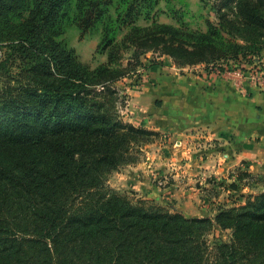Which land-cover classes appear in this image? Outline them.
<instances>
[{"label":"trees","instance_id":"trees-1","mask_svg":"<svg viewBox=\"0 0 264 264\" xmlns=\"http://www.w3.org/2000/svg\"><path fill=\"white\" fill-rule=\"evenodd\" d=\"M159 2L0 0V264H264V191L189 217L109 184L156 135L118 108L115 85L143 56L262 63L264 0L214 1L205 30L158 22ZM70 17L101 28L107 61L93 68L60 39ZM215 226L230 238L211 246Z\"/></svg>","mask_w":264,"mask_h":264},{"label":"rangeland","instance_id":"rangeland-1","mask_svg":"<svg viewBox=\"0 0 264 264\" xmlns=\"http://www.w3.org/2000/svg\"><path fill=\"white\" fill-rule=\"evenodd\" d=\"M214 1L216 0H160L156 7V20L163 23L185 24L193 29L205 30L208 18L217 20ZM140 23L144 24L145 21L141 20ZM64 27V34L60 36V39L75 49L81 61L90 64L93 68L107 61V55L98 51L101 39L100 27L83 33L72 17L65 19ZM1 54L0 48V56ZM262 56L261 64L264 68V53ZM128 58L129 54H126L124 63ZM256 60L259 61V59ZM142 62L143 65L139 66L136 72L116 83L119 93L118 108L124 120L138 127L150 128L156 132V135L151 136L149 142L143 146L137 163L122 166L110 174V186L119 193L129 196L133 201L141 199L154 201L170 209H177L189 217L205 215L214 217L218 208L239 206L245 202L247 196L264 191L263 187L256 185L263 183L264 178L255 180V177L242 176L244 178L240 179L241 172H245L240 169V164L230 167L229 172L226 170L225 176L217 175L216 177L214 172L204 174V172L192 171L194 166L191 155L194 151H198L197 154L202 157L207 155L205 151L217 152L208 157L210 168L204 167L210 170L222 166L225 157L222 155L221 162L217 155L225 149L221 148L215 140L207 141L203 137L205 134L201 132L198 135L196 132L195 137L191 136V113L190 115L182 113L186 111V101L191 102V72L194 74L198 72L199 76L206 73L221 77L217 69H220L221 65L231 67L233 62H230V65L223 62L210 67L203 65L181 68L172 58L160 57L153 52L143 56ZM242 64L241 67L250 68L251 66L244 62ZM159 74L167 76L170 81L168 82L169 94L176 95L178 98L182 96L179 103L181 108L177 111L180 114L170 113L167 116L168 129L166 130L158 129L156 125L144 124L142 120L147 116V110L145 111V108L139 110L138 99L131 103L136 92L144 93L156 89L159 82L154 78ZM222 77L234 80L223 75ZM126 86L132 88L128 89ZM143 96L151 98L150 95ZM151 102L152 100H148L146 106ZM161 104L162 101H159V105ZM129 107L132 108L133 113L127 110ZM193 163L196 166L199 165V161ZM206 237L208 243L213 246L220 241L229 240L230 232L215 226Z\"/></svg>","mask_w":264,"mask_h":264},{"label":"crops","instance_id":"crops-1","mask_svg":"<svg viewBox=\"0 0 264 264\" xmlns=\"http://www.w3.org/2000/svg\"><path fill=\"white\" fill-rule=\"evenodd\" d=\"M201 66L203 64L195 67ZM262 66L263 64H260L258 67L263 68ZM197 73L191 72V102L186 101L187 108L182 113L189 115L191 113V136L195 137L196 132L197 135L201 132L205 134L203 137L207 141H217L219 146L225 149L217 157L221 162L222 155L225 159L221 167L208 170L204 168L211 166L208 164V157L217 152L208 150L204 152L207 155L202 157L197 154L198 151H194L191 155L194 166L192 171H200L204 174L214 172L216 177L217 175L225 176L226 170L229 172L230 167L240 164V169L249 173L248 177H255V180L263 179L264 90L258 89L249 82L244 83V89L237 81L206 73L199 76ZM154 79L159 82L156 89L144 93L136 92L131 103L138 99L139 110L143 108L147 110L148 114L142 120L144 124L156 125L158 129L166 130L168 129L167 116L170 113L180 114L177 111L181 108L179 103L182 96L178 98L176 95L169 94L168 82L170 81L167 76L159 74ZM130 86L126 87L131 89ZM144 94L150 95L151 98L143 96ZM148 100L152 102L146 106ZM159 101H162L161 105ZM127 110L133 113L132 108L129 107ZM129 120L132 121L131 118ZM196 161H199L200 166L194 165L193 162ZM256 185L264 188V182Z\"/></svg>","mask_w":264,"mask_h":264},{"label":"built area","instance_id":"built-area-1","mask_svg":"<svg viewBox=\"0 0 264 264\" xmlns=\"http://www.w3.org/2000/svg\"><path fill=\"white\" fill-rule=\"evenodd\" d=\"M219 75L230 77L237 81L241 88L245 89V82H249L255 85L258 89L264 90V68H260L255 64L250 68H230L224 65L220 69H217Z\"/></svg>","mask_w":264,"mask_h":264}]
</instances>
